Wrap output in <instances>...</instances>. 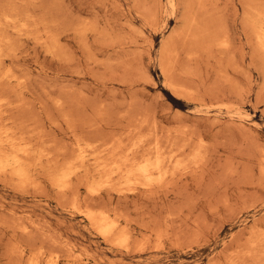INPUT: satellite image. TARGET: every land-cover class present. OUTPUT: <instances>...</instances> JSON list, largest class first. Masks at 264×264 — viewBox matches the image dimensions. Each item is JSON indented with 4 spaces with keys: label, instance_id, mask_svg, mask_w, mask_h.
<instances>
[{
    "label": "rangeland",
    "instance_id": "1",
    "mask_svg": "<svg viewBox=\"0 0 264 264\" xmlns=\"http://www.w3.org/2000/svg\"><path fill=\"white\" fill-rule=\"evenodd\" d=\"M43 2V5L45 2L46 5L38 7L40 11L49 12V8L51 10L56 8L54 12L50 11V14L52 13L55 18L53 19L57 24V32L61 37L59 49H56L55 54L50 53L45 48L32 44L34 43L31 42L32 40H26L24 46L20 45L21 49L18 47L17 54L18 56L19 52L22 54L18 60L24 67L23 70L37 79L36 81L32 78L34 85L32 88L36 86L32 90L34 92L36 89L32 96L33 98L37 96L35 97L37 102H43L41 105L36 104L37 107L41 106L38 110L50 114L49 119L54 121L52 123L50 119V124L43 115V118L45 117L42 119V122H45L43 131L48 135L46 136L48 139L61 141V143L56 141L60 143L59 145L68 143L66 124L62 119L60 120L61 113L55 111L48 104L50 102L44 100L46 99V95L43 94L44 89H48L45 93L51 94L52 97L63 94L62 91L67 89L64 92L70 91L72 97H76L77 105L80 97L78 98L76 94L81 93L79 96L85 94L89 115L92 114L93 108L99 105L105 110L107 114L105 122L111 126L104 125L102 129L104 138L113 131L115 134L119 129L121 112L148 108L147 111L153 112L163 131L181 124L192 128L195 138L201 135L208 149L206 156L208 161L205 162L204 168L202 167L203 171L201 168L199 173L176 182L175 186L172 184L174 187L166 185L168 187L156 188L149 193L142 189L134 192L126 190L121 194L112 190L110 193L105 192L100 201L95 202L97 205L104 204V207H110L108 209L115 210L119 215L122 213L121 216L130 220L129 224L134 228L130 242L134 240L135 247L140 243L145 247L141 246V249H137L133 244L130 250L127 249L129 252L120 247L111 248L79 216L68 219L67 215L60 211L56 196L47 187H42L35 193L30 190L28 192L23 190L27 193H22L20 190L13 191L10 187L0 184V208L2 204L5 207L2 206L1 210L15 209L17 212H22L25 208L28 210L31 207L40 217L51 220L49 222L53 224L55 222L62 224L63 220L66 223H63L66 226L62 224L63 231L67 232L74 245L76 243V248L78 245L81 246L78 249L91 253L90 264H228L230 260L239 264H251L250 260H246L240 254L248 250V241L253 235V229L260 228L264 231V187H262L264 174L260 172L262 161L264 165V56H261L264 54L259 51L256 53L258 50L256 39L253 41L255 34L249 19L251 5H264V0H174L175 10L172 12L168 0H49L50 3L58 5V7L52 5L53 9L51 7L53 3L50 4L48 0ZM80 19L93 23L94 30L86 37H81L72 30L75 24L81 22ZM225 34L229 37L220 40V37H226ZM223 41H227L225 46L220 44ZM169 50L172 52V59L177 63H174L177 70L174 71L175 79L172 77V80L174 79L175 83L178 81L176 84L181 87L196 90L201 100L207 105L214 106L212 108L209 105L208 112L204 109L206 114L204 112L198 114L199 103L178 97L166 87V78L162 75L159 65L163 61L166 62V52H170ZM38 82L39 85L42 83L40 85L42 89L37 86ZM42 85L45 86L44 89ZM216 98L229 105H240L238 107L243 111L244 117H229L225 113L218 114L217 111H213L217 110V106L211 99L215 101ZM209 100L211 103H208ZM219 100L216 102H220ZM44 101L48 103L44 105ZM195 104L198 105L194 106ZM150 112L149 114H152ZM153 114L151 116H154ZM227 123L228 125L230 123V127ZM112 125L116 129L112 128ZM119 125L121 126L120 122ZM240 130H243L241 136ZM117 134L119 135L120 132L117 131ZM247 152H250L251 156ZM258 158L260 160H257ZM256 160L259 162H255ZM224 162L228 163L224 164ZM243 170H246V174ZM255 177L263 178L259 179L260 184ZM210 181L212 184H209ZM258 195L260 198H257ZM136 221L137 225H135ZM194 230H198L197 236L193 235ZM187 232H190V235ZM157 233H160L159 239L156 237ZM9 234L8 231H0L2 244L6 242ZM119 249L123 251L120 252Z\"/></svg>",
    "mask_w": 264,
    "mask_h": 264
},
{
    "label": "bare ground",
    "instance_id": "2",
    "mask_svg": "<svg viewBox=\"0 0 264 264\" xmlns=\"http://www.w3.org/2000/svg\"><path fill=\"white\" fill-rule=\"evenodd\" d=\"M42 1L43 0H0V184L6 185V187H10V189H12L13 191L20 190L22 193H27L29 190L32 193H35L36 190L42 187L49 188L53 192V194L56 196L57 205L61 209L60 211L66 214L68 219L70 218L72 219V217L74 216H79L88 225V227L90 229H93L94 233L98 234L103 240H105L104 242L108 243L111 248L116 247L118 249V247H120V248L125 249L127 252H129V250L131 249L130 246L134 244V240L132 241V243L130 242L131 234H133V230H134V228L131 227V225L129 224L130 220L123 217V215L121 216L122 213H120L119 215L115 210L108 209L110 207L106 208L104 207L105 206L104 204H102L103 206L100 204L101 205L100 206V205L95 204V202L98 200L100 201L102 195L105 192L110 193V191L112 192V190L115 192L117 191L119 194H121L122 192L126 190L134 192L135 190L139 191V189L148 191L149 193V191L152 192V190L156 188L162 187L163 189V187H168L166 185H171L172 187L174 184H176V182L181 181L182 179L187 178L195 173L197 174V172L199 173V170H201L202 167L204 168L205 162L208 161V159L206 160V156L208 153L207 146L205 145L204 139L201 135H197L196 136L197 138H195L193 134L194 132H192V128H189L187 125L182 126L180 124L181 125L180 126L179 121L177 123L179 126H176V127L173 126L171 127L172 129H170L169 127V129H166L165 131H163L161 129L162 127L159 126V123L156 120L157 118L155 117L153 112L151 111L154 116H151L152 114H149L150 111H147L148 108L147 110L138 109L134 111H126L124 113L121 112L122 114L119 112L120 113L119 122L121 126L119 125V122H118V126L120 130L117 128L118 129L117 131L118 133L120 132V134L116 135L117 131L115 132V134L113 131L111 132V134H108L109 137L108 135L105 134L106 135L105 138H107L105 139L103 136L104 133H102V129L103 127H105L104 125H108V123L106 124L105 122L107 114L104 112L105 110H102V107L100 105L93 108L92 114L89 115L88 114L89 108L85 103L87 99L84 98L86 97L85 94L84 96H79V94L81 93L76 94L78 95V98L80 97L79 101L81 102V103L78 102V105H77V102L75 103L76 97L75 98L72 97L70 91L64 92V91H67V89L62 91L63 94L57 95V97L55 96L56 97L55 98V97H52L51 94L47 95L48 93L46 94L45 91H47L48 89L47 90L46 88L44 89L45 86L42 85L44 89V93L43 92L42 93L46 95V99L44 100L45 101L47 100L48 102H50L48 103L44 101V105L45 103L46 104L48 103L50 106H52V108L55 111L61 113L60 120L62 119V122L64 121L66 124L67 138L66 137L65 138L67 139L68 143L64 145H59L61 141L56 140L60 142V143H57L53 139H50V138L48 139L47 138L48 135L44 134L45 131H43L45 122L44 121L42 122V119L46 117L45 120L49 121L51 119V118L49 119L50 114L48 113L45 114L43 110H38L39 108H41L40 105L43 102H41L40 100L39 101L41 103L37 102L36 100L37 96L35 95L34 98L32 96L34 95L33 93L36 90L35 89L34 92L32 91L33 88L36 87L35 86L32 88V86H34L32 85V78L34 79V77L30 76V73H27L23 70L24 67L18 60V58H20L22 54L20 52H19V56L17 54L18 47H20L21 49L20 45L24 46V41L26 40L27 41L32 40L31 42H34L32 44L34 45L36 44L39 47L45 48V50H47L50 53L54 52L55 54V52L57 51L56 49L57 48L59 49V42H60L61 37H59V34L57 32L58 30L56 27L57 24L54 21L55 18L54 16H52L53 15L52 13L50 14V11L54 12L56 8L54 10H51L49 8L50 10L49 12L40 11L37 8L40 6L46 5V2H45V5H43L44 2L42 3ZM168 1H169L168 3L169 8L171 9L170 12H172L173 10H175L174 0H168ZM53 2L56 3L55 1ZM54 3L51 4V7L52 5L58 7V5H55ZM251 6L252 7L250 10L249 21H250V24L252 25V28L255 34V38H253V41L254 39H256V44H257V49H258L256 53L260 52L264 54V5H259V6L251 5ZM48 7L49 6H47V8ZM195 20H193V22ZM79 21H81V19ZM90 22L89 20L88 21L83 20L81 22H78L77 24H75L72 30L74 31L75 34L81 37H86L89 32L94 30V26L92 25L93 23H90ZM70 24H71V21H70ZM94 32H92V34ZM60 35H61V32H60ZM219 36L220 34H218L217 37ZM228 37L227 36L223 38L220 37V40L224 38H228ZM226 42L225 41L221 42L220 43L221 46H225ZM82 44L85 45V43H82ZM261 56H264V55H261ZM172 58H173L172 52L167 51L166 52V62L163 61L164 63L161 62V65H159L162 75L164 76V78H166L165 80L166 87L178 97L186 98L188 100L190 99V101L192 100L191 102L196 101L197 103H199V110L195 107L199 111V113L195 109L196 112L200 115L202 112L206 114L209 111L207 109L208 107L211 106V104L207 105L203 100H201L200 95H198V92L196 90L188 88V87L187 88L181 87L180 85L176 84L178 81L175 83V80H174L175 77L173 75L175 74L174 71L177 69H175L176 66L174 65L176 61H174ZM172 77H174L173 80H172ZM40 85L38 82L37 86L40 87ZM194 86L196 87V85ZM54 88H56V86ZM74 91L77 92V90H74ZM242 92L244 93V91ZM48 96H51V98ZM208 96L206 97L208 98ZM211 100H212V103L214 102L213 104L217 106V110H213V111H217L216 113L218 114L225 113L229 117H234V116H237L236 118L244 117L243 111L241 110L240 107H238L240 105L238 106L234 104L229 105L223 102L222 100L220 101L218 98H216V100H219L220 102L218 101L216 102V100L214 101V99H211ZM211 100H209L208 103H211ZM37 103L40 104L39 107L36 106ZM197 105L198 104H195L194 106H197ZM211 107L213 108L214 106H211ZM43 108L44 106L42 107V109ZM73 114H74V117H73ZM43 115H45L44 118H43ZM213 115H215V113ZM50 121H52V123L54 122L52 119ZM117 121H116V124H117ZM108 126L110 127L111 125L109 124ZM113 126L114 125H112V128H115V126L114 127ZM244 127L245 126L243 125V128ZM46 129L47 128L45 127V130ZM232 129L234 130V127H232ZM248 130L249 128H247V131ZM241 131L243 130H240V136H241ZM109 133H110V130H109ZM243 134L245 135V133ZM250 138L252 137L250 136ZM245 145H246V142L244 146ZM239 146H242V145H239ZM255 148L257 149V147ZM247 153L249 155L250 152H247ZM254 155L256 156L255 153ZM257 160H260V159L258 158ZM257 160L255 162H259ZM262 162L260 164L261 165L260 172L264 174V165L262 164ZM227 163L224 162V164H227ZM249 165L250 164H248V166ZM243 166H246V165H243ZM203 168H202V171H203ZM241 168L240 170H242ZM243 168L246 169L245 167ZM234 170L235 168L233 169V171ZM245 171L243 173H245ZM249 174H250V171H249ZM246 177L248 178V175ZM258 177L259 176L257 175V178ZM222 178H223V175H222ZM259 179H256V180H258V183L260 184L261 183L260 180H262L263 178H261L260 180ZM209 180L207 181V183L209 182ZM211 181L209 184H212ZM262 187H264V185ZM82 188L83 190H81ZM23 190H27V192L26 191L23 192ZM145 191H143L144 192L143 194H145ZM163 193L166 194L165 192ZM169 193H171V191ZM154 194L155 193H153V195ZM250 195H252V193ZM257 198H260V196ZM245 202L246 201H244V203ZM3 205L4 204L1 205V208ZM211 206L213 207V205ZM1 208H0V217L2 218H0V231L5 230V231H8L10 234L7 237V240L4 244H2V242L0 241V264H90L89 258H91L90 257L91 253H89V251L87 252L85 250L78 249V247H81V246L77 245V248H76L75 246L76 243L74 242V240L72 239L75 245L72 243V241L68 237L67 232H64L65 230L63 231L62 224L65 223L63 222V220H62V224L61 222L60 224L59 222L57 223L55 222L56 224L55 223L53 224V222L52 223L49 222L51 220L48 221L45 218L40 217L39 214L36 213L35 210L32 209L31 207H29L30 209L28 210H26L25 208V210L22 212H17V210L11 209V208H10L11 210L9 211H4L3 209L1 210ZM5 217H7V219ZM65 224L63 225L66 226ZM205 224L206 222L204 221V225ZM135 225H137V221ZM255 227H256V224H255ZM161 229L165 231V229L162 228V226H161ZM208 230L210 229L208 228ZM194 231L195 232H192V233L195 236L198 230L197 231L194 230ZM263 232L264 231H262L260 228L256 230L253 229V235L250 237L248 241V247H249L248 250L246 249L247 251L240 254V256L242 255L246 260L247 259L250 260L249 262L251 264H264V235H263L264 233ZM152 233L153 232H151V234ZM188 234L190 235V232ZM193 235L191 236V238H193ZM200 236H201V233H200ZM156 237H158L159 239L160 233H157ZM175 241H178V240H175ZM138 242L140 243V241ZM142 244L141 243L136 244L137 249L140 248L141 246H144ZM179 245H181V242ZM133 247H135V244ZM119 250L121 252L122 249H119ZM245 262L247 263V261ZM228 264H239V263L235 262L234 260H230Z\"/></svg>",
    "mask_w": 264,
    "mask_h": 264
}]
</instances>
